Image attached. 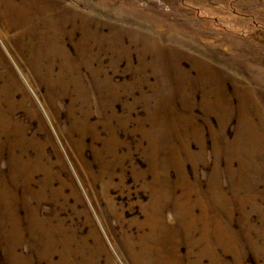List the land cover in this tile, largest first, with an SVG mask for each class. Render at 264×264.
Instances as JSON below:
<instances>
[{
    "label": "rangeland",
    "instance_id": "obj_1",
    "mask_svg": "<svg viewBox=\"0 0 264 264\" xmlns=\"http://www.w3.org/2000/svg\"><path fill=\"white\" fill-rule=\"evenodd\" d=\"M0 264H264V0H0Z\"/></svg>",
    "mask_w": 264,
    "mask_h": 264
},
{
    "label": "bare ground",
    "instance_id": "obj_2",
    "mask_svg": "<svg viewBox=\"0 0 264 264\" xmlns=\"http://www.w3.org/2000/svg\"><path fill=\"white\" fill-rule=\"evenodd\" d=\"M58 43H59V42H58ZM57 47H58V46H57ZM59 48H60V47H59ZM59 48H56V49H59ZM59 53H61V52H59ZM63 53H64V52H63ZM65 54H66V53H65ZM66 62H67V61H66ZM66 62H65V63H66ZM71 66H72V65H71ZM67 67H68V66H67ZM72 67H73V66H72ZM65 69H66V68H65ZM71 69H72V68H71ZM68 70H69V69H68ZM66 71H67V70H66ZM61 72H62V71H61ZM66 73H67V72H66ZM41 75H42V74H41ZM52 75H53V74H52ZM45 77H46V76H45ZM47 77H48V76H47ZM40 78H41V77H40ZM53 79H54V78H53ZM80 81H81V80H80ZM50 82H51V81H50ZM53 83H54V82H53ZM56 83H57V82H56ZM68 84H69V83H68ZM63 85H64V84H63ZM68 87H70V86H68ZM48 88H49V87H48ZM50 89H51V88H50ZM51 90H52V89H51ZM51 90H50V91H51ZM35 110H36V109H35ZM36 111H37V110H36ZM103 114H104V113H103ZM98 115H99V113H98ZM95 116H96V115H95ZM82 125H83V124H82ZM126 189H127V188H126ZM75 194H76V193H75ZM156 198H157V197H156ZM151 217H152L153 219L155 218L154 215H151ZM88 219L91 220V218H89V217H88ZM168 227H169V226H168ZM112 233H113V232H112Z\"/></svg>",
    "mask_w": 264,
    "mask_h": 264
}]
</instances>
